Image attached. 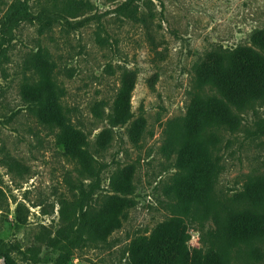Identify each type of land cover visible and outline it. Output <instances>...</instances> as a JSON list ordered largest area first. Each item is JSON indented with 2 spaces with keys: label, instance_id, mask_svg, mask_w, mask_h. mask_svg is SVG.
Wrapping results in <instances>:
<instances>
[{
  "label": "rangeland",
  "instance_id": "1",
  "mask_svg": "<svg viewBox=\"0 0 264 264\" xmlns=\"http://www.w3.org/2000/svg\"><path fill=\"white\" fill-rule=\"evenodd\" d=\"M83 1L88 6L68 17L70 26L46 29L35 20L48 6L43 0H0V254L17 264H59L57 251L46 243L62 225L61 203L82 200L86 211L98 212L114 195L110 181L119 170L131 172L133 206L125 209L119 229L76 251L68 264H129L131 242L174 217L185 220L193 253L217 226L191 207L177 212L173 191L179 172L168 137L174 131L180 136L177 124L202 92L196 68L206 54L250 46L252 35L264 30V0H140L146 21L139 23L115 13L124 0ZM43 51L56 65V91L71 123L87 135L97 163L105 167L98 182L79 176L55 132L22 99L31 76L25 62ZM125 71L135 75L133 117L113 127L109 115ZM138 121L144 132L135 144L129 134ZM240 122L235 132H220L215 148L216 189L225 196L264 174V133L258 127L264 106L243 112ZM18 204L29 211L25 225L16 221ZM196 234L199 242L192 246ZM16 245L21 251L35 247L38 259ZM228 258V264H264V241L234 249Z\"/></svg>",
  "mask_w": 264,
  "mask_h": 264
},
{
  "label": "trees",
  "instance_id": "2",
  "mask_svg": "<svg viewBox=\"0 0 264 264\" xmlns=\"http://www.w3.org/2000/svg\"><path fill=\"white\" fill-rule=\"evenodd\" d=\"M43 1L48 6L35 20L46 29L63 22L70 26L68 17L74 18L80 9L88 6L83 0ZM139 1L124 0L115 13L135 23L146 21L140 15ZM25 64L31 76L22 87L23 101L42 126L55 132L57 145L78 164L79 176L98 182L105 167L97 163L87 135L69 119L56 91V65L51 54L40 52ZM196 82L202 92L193 98L187 115L177 124L180 136L173 130L168 137L179 172L173 192L178 199L177 212L191 207L196 216L212 217L217 230L206 233L202 248L190 253L185 220L171 218L157 225L149 236L131 242L129 264H228L232 250L264 241V174L249 177L240 192L225 196L216 189L220 168L214 161L220 132H235L241 125L243 112L264 106V30L252 35L250 46L208 52L196 68ZM134 88V73L123 72L109 115L111 126L126 125L132 119ZM258 127L264 133V122ZM143 132L144 122L138 121L130 130L132 142L137 144ZM104 140L106 144L110 139ZM105 149L106 146L101 148ZM110 188L114 195L95 213L86 211L82 200L61 203L62 225L46 243L48 248L57 251L59 264L70 263L76 251L104 241L120 228L125 209L133 206L129 198L135 190L131 172H115ZM25 208L18 204L15 210L20 225L28 221L29 211ZM16 250L32 260L39 257L35 247L21 251L16 245ZM0 259L17 264L6 253L0 254Z\"/></svg>",
  "mask_w": 264,
  "mask_h": 264
},
{
  "label": "built area",
  "instance_id": "3",
  "mask_svg": "<svg viewBox=\"0 0 264 264\" xmlns=\"http://www.w3.org/2000/svg\"><path fill=\"white\" fill-rule=\"evenodd\" d=\"M192 241H194V243L192 244V246H195V245L197 246V244L199 242V239H198V235L197 234L193 236V240Z\"/></svg>",
  "mask_w": 264,
  "mask_h": 264
},
{
  "label": "water",
  "instance_id": "4",
  "mask_svg": "<svg viewBox=\"0 0 264 264\" xmlns=\"http://www.w3.org/2000/svg\"><path fill=\"white\" fill-rule=\"evenodd\" d=\"M0 264H7V263L3 259H1Z\"/></svg>",
  "mask_w": 264,
  "mask_h": 264
}]
</instances>
